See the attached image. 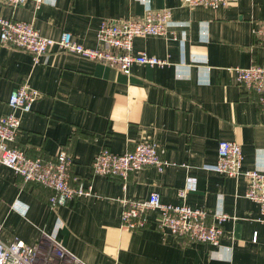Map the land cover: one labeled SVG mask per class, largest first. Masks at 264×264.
I'll return each mask as SVG.
<instances>
[{"label": "crops", "instance_id": "crops-1", "mask_svg": "<svg viewBox=\"0 0 264 264\" xmlns=\"http://www.w3.org/2000/svg\"><path fill=\"white\" fill-rule=\"evenodd\" d=\"M146 7L171 12L170 35L136 38L133 52L167 59L164 68L135 65L124 75L57 47L34 65L28 53L0 45V117L23 83L39 93L8 146L32 159L66 151L71 183L92 190L51 209L49 190L0 165V240L34 245L44 234L85 264H264V224L244 196L246 182L212 171L218 143L228 141L240 145L243 171L264 172V111L231 71L264 64V43L252 34L264 27V0L215 10L189 9L180 0H44L39 6L28 0L14 8L0 3V17L29 23L52 40L68 32L96 49L101 23L140 18ZM141 142L163 150L168 166L162 172L144 168L126 181L91 173L102 149L121 155ZM152 193L164 204L227 215L219 245L158 232L156 213L144 230L122 229L124 201Z\"/></svg>", "mask_w": 264, "mask_h": 264}, {"label": "built area", "instance_id": "built-area-1", "mask_svg": "<svg viewBox=\"0 0 264 264\" xmlns=\"http://www.w3.org/2000/svg\"><path fill=\"white\" fill-rule=\"evenodd\" d=\"M28 0H0L10 7H22ZM44 0H34L39 6ZM237 0H180L182 6L193 9L205 7L217 9ZM171 12L153 11L146 7L140 18L118 22H103L97 32L99 48H86L73 40L71 34L62 32L57 40L39 35L29 23L0 17V45L20 49L31 56L37 65L40 58L53 47L59 51L96 62L129 75L131 67L164 68L167 59L133 52V41L143 37H166L170 35ZM252 34L264 43V27L253 28ZM236 81L248 93H253L259 107L264 111V64H252L248 68H234ZM39 93L25 82L13 90L8 98V113L0 117V165L11 170L24 183L36 184L51 192L48 200L51 209L69 202L90 197L91 185L71 183L72 157L64 150L53 159L28 158L15 144L21 124V116L28 114L38 100ZM241 147L236 142L221 141L217 146V161L212 171L228 178H243L246 182L245 198L259 208L258 221L264 224V172L242 170ZM168 163L163 160V150L154 143L141 142L132 151L114 154L102 149L91 163V173L111 179L126 181L128 176L144 168L162 172ZM156 213L154 228L167 232L176 240L188 243L208 244L217 247L223 235L222 225L230 218L225 214H209L205 209H192L186 205L164 204L157 193L144 200L124 201L121 212V228L128 232L144 230L149 216ZM210 218V219H209ZM1 231V225H0ZM46 242V244H44ZM0 264H85L52 237L43 234L42 242L27 245L20 240L5 244L0 240Z\"/></svg>", "mask_w": 264, "mask_h": 264}]
</instances>
